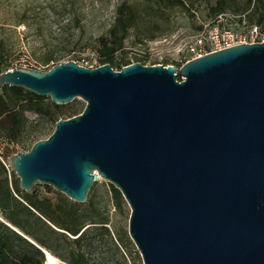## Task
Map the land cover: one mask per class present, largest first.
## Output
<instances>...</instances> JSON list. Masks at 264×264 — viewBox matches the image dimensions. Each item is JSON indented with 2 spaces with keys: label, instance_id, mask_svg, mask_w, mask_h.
I'll return each mask as SVG.
<instances>
[{
  "label": "water",
  "instance_id": "95a60500",
  "mask_svg": "<svg viewBox=\"0 0 264 264\" xmlns=\"http://www.w3.org/2000/svg\"><path fill=\"white\" fill-rule=\"evenodd\" d=\"M6 85L56 105L86 103L8 157L22 190L46 184L88 204L101 177L131 208L143 264H264V42L179 71L139 62L13 68L0 74Z\"/></svg>",
  "mask_w": 264,
  "mask_h": 264
},
{
  "label": "rangeland",
  "instance_id": "374dc122",
  "mask_svg": "<svg viewBox=\"0 0 264 264\" xmlns=\"http://www.w3.org/2000/svg\"><path fill=\"white\" fill-rule=\"evenodd\" d=\"M214 4L215 0H184V4L170 1L165 6H159L157 0H0V72L11 68L46 71L70 61L86 68L103 65L101 44L106 41L112 46L114 27L122 37V28L129 20L127 8H131L135 17L127 28L122 48L109 62L112 68L119 71L137 62L147 66L175 64L180 49L200 28L204 24H214ZM229 12L244 14L248 24H257L264 35V0L251 4L248 0H237ZM259 17L263 18L261 23H258ZM120 20L125 23H119ZM41 98L47 116L40 118L32 112L27 113V133L43 127L46 129L44 139L55 130L53 118L68 119L81 114L86 107L81 98L64 105H56L49 97ZM30 149L31 142L24 141L14 144L13 152ZM9 175L31 198L75 206L77 222L86 232L73 247L85 254L87 264H143L129 234L131 208L121 194L115 196L110 182L101 177V181L94 182L87 204L77 203L52 186L41 183L27 192L21 189L20 179L13 170L8 171ZM41 219L55 228L45 218ZM67 236L70 240L76 238ZM63 253L64 250H60L58 255ZM57 258L67 264L61 256Z\"/></svg>",
  "mask_w": 264,
  "mask_h": 264
},
{
  "label": "trees",
  "instance_id": "16d2710c",
  "mask_svg": "<svg viewBox=\"0 0 264 264\" xmlns=\"http://www.w3.org/2000/svg\"><path fill=\"white\" fill-rule=\"evenodd\" d=\"M157 1L159 6H165L170 1L184 4V0ZM236 1L215 0L212 14L217 16L229 12ZM248 1L251 4L253 1L260 2L261 0ZM126 10L129 20L126 22L127 26L122 28V37L119 36L117 27H114L111 32L112 40L110 43L112 46H109L106 41L101 44L102 56L105 58L103 64H109L113 60L114 53L122 48L127 28L134 20L135 14L131 8ZM121 14L125 15V13ZM261 19L263 18L259 17L258 23L262 22ZM119 23H125V21L120 20ZM0 90L2 91L0 93V138H4L13 144L30 141L32 148L36 142L44 139L46 129L37 128L27 133L28 119L26 114L32 112L40 118L46 117L44 99L21 87L6 85ZM54 107L59 109V106ZM60 119V117L53 118L54 125ZM113 191L116 197L120 196V192L114 186ZM0 212L11 225L10 227L0 223V264H44L45 253L43 248L56 257L61 256L67 264H87L85 254L73 247L84 238L86 232L84 227L77 222L75 206L54 204L50 199L31 198L24 194L9 178L8 170L1 161ZM41 218H45L55 228L43 222ZM67 234L76 238L70 240ZM32 242H35L36 245ZM60 250H64L62 255H58Z\"/></svg>",
  "mask_w": 264,
  "mask_h": 264
},
{
  "label": "built area",
  "instance_id": "2783aa9c",
  "mask_svg": "<svg viewBox=\"0 0 264 264\" xmlns=\"http://www.w3.org/2000/svg\"><path fill=\"white\" fill-rule=\"evenodd\" d=\"M264 42V35L261 28L256 24H248L246 16L226 12L215 17L214 24H204L195 36L178 52L177 63L171 64L179 68L191 60L201 58L207 54L231 48L242 44H253ZM30 63V60H25ZM168 67V65H165ZM8 70H12L8 69ZM49 70V69H48ZM46 70V71H48ZM41 72H46L42 71ZM178 80L183 81V77L178 73ZM14 144L4 138H0V161L11 173L7 159L13 152ZM15 154V153H14ZM11 179V175H9ZM0 223L11 225L6 221L0 212Z\"/></svg>",
  "mask_w": 264,
  "mask_h": 264
},
{
  "label": "bare ground",
  "instance_id": "6f19581e",
  "mask_svg": "<svg viewBox=\"0 0 264 264\" xmlns=\"http://www.w3.org/2000/svg\"><path fill=\"white\" fill-rule=\"evenodd\" d=\"M98 180L101 181V178L98 177ZM43 250H44L45 256H46L45 264H62L61 261L56 256H54L53 254H51L49 251H47L44 248H43Z\"/></svg>",
  "mask_w": 264,
  "mask_h": 264
}]
</instances>
